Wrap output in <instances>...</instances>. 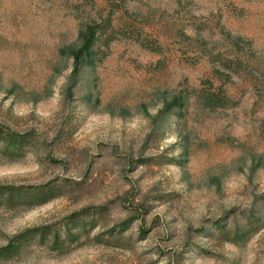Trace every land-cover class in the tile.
I'll return each mask as SVG.
<instances>
[{"label": "rangeland", "instance_id": "1", "mask_svg": "<svg viewBox=\"0 0 264 264\" xmlns=\"http://www.w3.org/2000/svg\"><path fill=\"white\" fill-rule=\"evenodd\" d=\"M102 19L105 58L75 69L68 52ZM217 88L228 107L202 110ZM0 127L33 138L0 156V186L58 194L0 208V250L73 216L90 227L0 264H264V224L207 237L264 199V0H0Z\"/></svg>", "mask_w": 264, "mask_h": 264}, {"label": "trees", "instance_id": "2", "mask_svg": "<svg viewBox=\"0 0 264 264\" xmlns=\"http://www.w3.org/2000/svg\"><path fill=\"white\" fill-rule=\"evenodd\" d=\"M117 7L115 6V8ZM108 29H110V19L90 22L83 26L78 36V47L68 52V55L73 57L75 61V69L80 62L82 63L81 67L87 65L94 69L96 65L103 61L105 57L101 52V48H104L106 52L110 44V41L104 38ZM232 45L237 47L235 43ZM195 99L201 109L208 112L226 108L230 103L222 88L204 89L196 95ZM180 105L178 98H173L169 103H165L163 105L164 118ZM32 141L33 138L29 134L13 133L9 129L0 127V156L17 157L23 155ZM56 193V190L46 187L0 186V208L8 210L35 208L55 199L58 195ZM262 215H264V199L258 204L256 212L252 211L250 214L243 216V226H239L235 222L230 226L217 223L207 237L209 239L217 238L221 244L241 243L253 231L257 230L259 225L264 224V216ZM81 217L86 218L83 214H81ZM88 225L85 222L81 223L73 216L67 219V223L64 222L58 229L46 228L26 231L16 236L9 247L0 250V259L7 260L11 258L15 253L35 241L43 244L49 242L53 249H61L64 243L69 245L78 242L83 235H87L90 229Z\"/></svg>", "mask_w": 264, "mask_h": 264}]
</instances>
